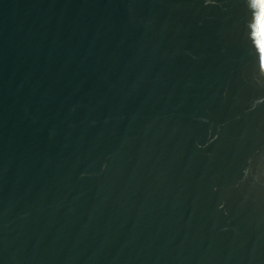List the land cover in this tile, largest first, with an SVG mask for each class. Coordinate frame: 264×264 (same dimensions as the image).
I'll return each mask as SVG.
<instances>
[{
    "label": "water",
    "instance_id": "95a60500",
    "mask_svg": "<svg viewBox=\"0 0 264 264\" xmlns=\"http://www.w3.org/2000/svg\"><path fill=\"white\" fill-rule=\"evenodd\" d=\"M0 264H264V0H0Z\"/></svg>",
    "mask_w": 264,
    "mask_h": 264
}]
</instances>
